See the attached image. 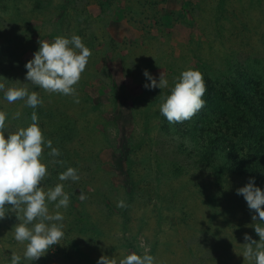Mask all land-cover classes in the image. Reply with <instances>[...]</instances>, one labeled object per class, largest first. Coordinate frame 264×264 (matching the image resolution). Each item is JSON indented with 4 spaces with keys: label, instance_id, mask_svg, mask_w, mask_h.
Masks as SVG:
<instances>
[{
    "label": "rangeland",
    "instance_id": "1",
    "mask_svg": "<svg viewBox=\"0 0 264 264\" xmlns=\"http://www.w3.org/2000/svg\"><path fill=\"white\" fill-rule=\"evenodd\" d=\"M73 34L92 53L76 85L79 103L25 78L38 41ZM188 69L203 75L205 106L171 124L161 98ZM145 70L157 81L163 72L169 87L145 88ZM3 78L6 87L28 83L43 100L33 109L0 92V111L7 132L29 126L36 112L61 152L50 157L45 146L42 186L63 183L70 204L60 209V244L32 262L23 259L9 211L0 220V264H11L13 252L21 264L119 261L142 255V244L158 264H250L240 255L244 235L259 236L254 211L237 194L250 178L236 172L255 168L264 191V0H0ZM68 167L79 181H59ZM121 200L126 207H117Z\"/></svg>",
    "mask_w": 264,
    "mask_h": 264
},
{
    "label": "clouds",
    "instance_id": "2",
    "mask_svg": "<svg viewBox=\"0 0 264 264\" xmlns=\"http://www.w3.org/2000/svg\"><path fill=\"white\" fill-rule=\"evenodd\" d=\"M39 50L34 53L33 59L25 64L26 80L45 92L72 96L75 103H79L76 85L85 71L91 50L82 42V38L73 34L71 38L57 36L53 41L40 40ZM144 76L151 81L145 88L165 89L169 81L163 72L157 81L147 70ZM9 80L0 81V92L9 103L23 100L27 107L35 109L42 105L43 100L37 91H29L24 86L6 87ZM19 82V81H17ZM174 86L170 94L162 97L160 114L171 124L183 123L191 120L205 106L203 99L206 85L203 75L198 70L188 69L174 79ZM20 112L13 118H19ZM8 114L0 111V220L11 211L19 221L14 229V239L23 244V259L29 262L39 260L49 249L64 237V215L61 208L67 209L70 196L64 191L63 183L54 187L45 188L42 182L49 175L47 165L42 162L45 146L50 149V157H59L61 152L53 147L52 140H46L38 126V116L35 111L31 115V124L21 127L15 132H7L6 120ZM7 133V135H5ZM51 164L63 165V160L53 159ZM59 181L80 179L78 170L68 167L58 176ZM247 202L249 210L254 211L251 227H254L259 241L245 234L243 252L240 254L250 264H264V191L255 185L254 178L237 189ZM79 199L83 202L87 196L81 191ZM49 204L54 205V212H50ZM9 206V207H6ZM118 208L126 207L123 200L117 203ZM259 221V222H257ZM144 248L142 255L135 252L122 259L101 256L97 264H158L154 256L150 255V248ZM21 256L15 252L11 255V264H21Z\"/></svg>",
    "mask_w": 264,
    "mask_h": 264
},
{
    "label": "trees",
    "instance_id": "3",
    "mask_svg": "<svg viewBox=\"0 0 264 264\" xmlns=\"http://www.w3.org/2000/svg\"><path fill=\"white\" fill-rule=\"evenodd\" d=\"M236 97H237L238 101H240V102L242 101L241 97H239L238 94L236 95ZM260 168H264V162L260 164ZM221 173L223 175L224 171L223 172L221 171ZM238 173L236 172L237 175H245V176H247L249 178H254V180H256L258 182H262V178L260 176V172H257L255 168H244L243 171L241 170V174H238Z\"/></svg>",
    "mask_w": 264,
    "mask_h": 264
}]
</instances>
